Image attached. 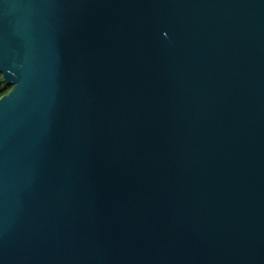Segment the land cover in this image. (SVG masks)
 Listing matches in <instances>:
<instances>
[{"label":"water","instance_id":"obj_1","mask_svg":"<svg viewBox=\"0 0 264 264\" xmlns=\"http://www.w3.org/2000/svg\"><path fill=\"white\" fill-rule=\"evenodd\" d=\"M0 264H264V0H0Z\"/></svg>","mask_w":264,"mask_h":264},{"label":"flooded vegetation","instance_id":"obj_2","mask_svg":"<svg viewBox=\"0 0 264 264\" xmlns=\"http://www.w3.org/2000/svg\"><path fill=\"white\" fill-rule=\"evenodd\" d=\"M12 87L10 83L3 80V74L0 72V97L9 93Z\"/></svg>","mask_w":264,"mask_h":264}]
</instances>
